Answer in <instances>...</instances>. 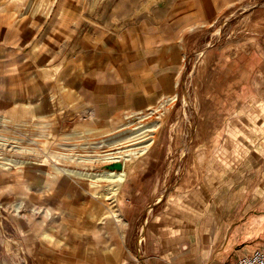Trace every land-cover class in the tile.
Instances as JSON below:
<instances>
[{
    "label": "rangeland",
    "instance_id": "rangeland-1",
    "mask_svg": "<svg viewBox=\"0 0 264 264\" xmlns=\"http://www.w3.org/2000/svg\"><path fill=\"white\" fill-rule=\"evenodd\" d=\"M18 5L0 0V116L29 107L13 127L0 122V131L12 137L0 139V156H6L0 158V264H182L163 258L169 247L189 251L187 241L168 244L171 226L184 228L204 213L192 208L197 198L217 197L195 191L215 186L238 192L242 208L264 202V0ZM23 10L29 16L24 21ZM122 30L131 39L129 49L115 42L113 50L97 54L103 44L98 36L112 31L116 39ZM90 46L93 62L103 65L80 64ZM143 54L145 65L137 57ZM141 67L145 90L126 80ZM102 83L112 98L95 95ZM124 94H135L136 102L124 98V104ZM151 108L158 110L145 120H160L152 145L161 139L166 156L147 164L152 146L128 159L130 176L113 201L93 192L86 177L80 182L67 175L66 168L92 170L83 157L101 153L95 144L111 136L119 121ZM16 160L30 163L14 165ZM213 234L200 250L203 264L243 256H221V233Z\"/></svg>",
    "mask_w": 264,
    "mask_h": 264
},
{
    "label": "crops",
    "instance_id": "crops-1",
    "mask_svg": "<svg viewBox=\"0 0 264 264\" xmlns=\"http://www.w3.org/2000/svg\"><path fill=\"white\" fill-rule=\"evenodd\" d=\"M112 35H113L112 31L110 33L106 31L104 34L98 36V38L100 39V41H102L103 44H101V47L97 49L96 51L97 54L102 55L103 52L101 49L103 48H105L106 50L107 48L113 50L114 45L112 44L115 42L117 45L120 44L124 45L125 43H128V49H129V42L131 41V39L126 36V30H122L121 34L117 36L116 39H114ZM128 36L130 35L128 34ZM132 40L135 39L132 38ZM91 48L92 46L84 50L86 57L84 58L83 56L84 61L83 60L81 61L80 59V64H83V66H92V67L93 65H100V64L103 65L105 62H101V63L95 62L96 64L93 62L92 56H89V54H91L90 52L92 51ZM104 56L106 59L107 58L106 54ZM143 56L144 54L141 55V57L140 55L137 56L139 59H141V61H139L141 62V64L145 60ZM143 65H145V62ZM145 73H146L145 69L143 70L142 67L138 70L133 71L132 72L133 77L131 76L132 78L126 79L128 81L127 83H130L132 79V84H134L138 88L145 90V77H146ZM83 74L84 73L81 71V75H79V79L81 80L80 91L82 90V85L84 84ZM90 81H92V79H90ZM117 85L119 86V83ZM94 90L96 91L95 93L96 96H100L106 99L112 98L111 92L113 91H111L108 85L106 87L105 83H102V86L97 85L94 88ZM128 90L129 88L126 87L125 94L128 92ZM125 94L120 96L121 98H123L124 104L128 105L127 103H125V99H126L128 103L131 102L132 103L131 105H133V103L136 102L137 96L135 94L132 96H130L129 94L127 95ZM159 140L161 139H157L155 141L156 143L152 147L151 151L153 153L148 155V157L146 158L145 161L147 164L150 163L151 161H155V162L162 161L163 158L166 156L165 152L168 151V148L167 150L165 148L161 149ZM170 147L171 144L169 145V148ZM187 156H189V154ZM212 158L213 159L219 158L221 160V156H216ZM186 161L188 162L193 161V156L191 157V159H189L188 157ZM209 167L211 169V166ZM138 174L139 173H136V175L133 176V178L137 177ZM204 191H200V192L195 191V193L215 194L217 195L218 198L217 197L211 199L197 198V200L199 199L200 201L199 202L196 201V203L192 208L201 209V211H204V213L198 217H192L190 221L187 219L188 221L185 223L184 228L182 227L183 225H181V223H177V225H173L170 228L168 244L177 241H187L189 244V251H181L179 248L175 249L174 247L171 249V247H169L162 251L163 258L165 260L169 261L171 259H174V261H176L177 263L181 261L182 264H203L204 255L201 254L200 250L205 249L203 243L210 241L211 234L214 235L213 234L214 232L217 233L216 236H218L221 233V242H222L221 256H226L227 254H230L229 252H234V251L237 252L240 251V253H242L241 255H244L245 254L243 253L244 250L248 251V253L252 252L257 248L264 250V202L255 201V203L253 202L245 203L242 208L240 206V202H238V200L236 201L237 197H239L238 192L229 193L226 190L221 191L220 188H216L215 186H207V188H205ZM242 210H244L245 212H241ZM206 211H208L209 214H213V217H206L205 215ZM227 211H233V212H227ZM170 224H174V222H171ZM199 243H202L201 248L198 247ZM242 245H245L244 249L241 247ZM184 252L189 253L188 256L184 257L183 255ZM224 264H233V262L231 261Z\"/></svg>",
    "mask_w": 264,
    "mask_h": 264
},
{
    "label": "bare ground",
    "instance_id": "bare-ground-1",
    "mask_svg": "<svg viewBox=\"0 0 264 264\" xmlns=\"http://www.w3.org/2000/svg\"><path fill=\"white\" fill-rule=\"evenodd\" d=\"M11 1H13L17 6H19L18 3H19L20 0H11ZM4 2H2V3H4ZM30 5H31V3H30ZM25 12H26V10H23L20 13L21 15H23L22 18H21V19H23V21H24L25 17L28 16V15H25ZM31 13H32V11H31ZM13 20H15V19H13ZM15 22H17V21H15ZM8 23H9V26L11 28L12 27L11 22L8 21ZM0 33H1V31H0ZM3 43H2V46H3ZM9 46H11V45H9ZM27 55H29V54H27ZM38 56L40 57L41 55H38ZM23 57H25V56H23ZM175 96L176 95H173L172 97H170V99H175ZM27 106H28V103H26V106L24 104V105L21 106L20 109L14 110V112H12V113L9 111V112L4 113L3 115L1 114L0 122L5 127H9V128L13 127L15 124L20 123L19 121H21V119L24 118L23 116L28 113V108L29 107H27ZM41 110H39V111H41ZM156 110H158V108H151L150 111L147 112V113H145L144 111H138L137 113L142 112L143 114L134 115L130 119L121 120L122 122L119 121V124L117 125L116 130L107 133V134L111 133V136H108L107 138H102L101 140H99L98 143L95 144L96 147H102L103 148V150H101V153H98V154H96L93 157H88V156L85 157V158L83 157V160H84L83 162L92 163V164H90L91 166H89V167H92L93 169L90 170V171H86V170H75L74 168H66L65 170L67 171V175L68 176H72V177H75V176L79 177L78 181H80V177H82V178L86 177L89 181H91L90 182V184H91L90 186H92L93 192L97 193L99 197H101V198L103 197V199H112V201H113V197L119 193V190H121V188H122V184L127 179V177L130 176L128 174V172H127V169H126L127 160L137 157V154H142V153L149 152L151 147L153 146L152 145V143L154 142L153 134L155 135V133H156V131L154 133V129H156L159 126L160 120H158V119L157 120H153V119L145 120V119H147L148 117L154 115ZM88 112H89V115H90L89 117L91 118V117L94 116L95 110L91 109ZM46 116L47 115H43L42 117H46ZM152 118H154V117H152ZM17 120H19V121L17 122ZM25 120H27V119H25ZM132 124H134V125L131 126ZM3 130H4V128H3ZM4 131L6 132V129ZM6 133H8V132H6ZM6 133H2L0 131V139L6 140V139H11L12 138L11 136H7ZM20 134H21V132H20ZM110 137H113V139H111ZM33 139H35V138H33ZM8 141H10V140H8ZM75 143H77V142H75ZM2 146H3V144H2ZM107 147L108 148L111 147V150H107L108 149ZM105 148H107V149H105ZM5 157L4 156H0V158H2V159L5 158ZM120 158H122L123 160L120 159ZM99 160L100 161H107V162H112V161L119 160V161H121L123 163V169L117 171V170H110V169L101 168L103 164L96 165L97 161H99ZM17 163H20V164L24 165V164H29L30 162L29 161H24V160H16V162H14V165L17 164ZM3 164H4V166H7V165H5L6 163H2V165ZM94 166H96L99 169L95 168ZM67 178H69V177H67ZM99 183H102L103 186H102V184H99ZM115 215L117 217H119L120 219H122V217H121L122 214L120 215V214L116 213Z\"/></svg>",
    "mask_w": 264,
    "mask_h": 264
},
{
    "label": "built area",
    "instance_id": "built-area-1",
    "mask_svg": "<svg viewBox=\"0 0 264 264\" xmlns=\"http://www.w3.org/2000/svg\"><path fill=\"white\" fill-rule=\"evenodd\" d=\"M233 264H264V250L257 248L234 261Z\"/></svg>",
    "mask_w": 264,
    "mask_h": 264
},
{
    "label": "water",
    "instance_id": "water-1",
    "mask_svg": "<svg viewBox=\"0 0 264 264\" xmlns=\"http://www.w3.org/2000/svg\"><path fill=\"white\" fill-rule=\"evenodd\" d=\"M104 168L105 169H110V170H121L123 169V163L119 160H116V161H112L110 163H107L104 165Z\"/></svg>",
    "mask_w": 264,
    "mask_h": 264
}]
</instances>
